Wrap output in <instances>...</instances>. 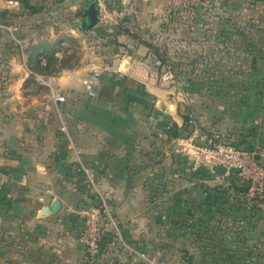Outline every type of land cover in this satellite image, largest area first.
I'll return each instance as SVG.
<instances>
[{
  "label": "crops",
  "instance_id": "0c3cea01",
  "mask_svg": "<svg viewBox=\"0 0 264 264\" xmlns=\"http://www.w3.org/2000/svg\"><path fill=\"white\" fill-rule=\"evenodd\" d=\"M17 1L0 14L15 27L0 32V264H264V203L253 206V192L228 174L194 170L188 139L170 134L189 110L192 132L264 147V104L234 116L227 94L205 84L240 79L219 73L237 50L244 80L264 81L253 67V26L233 19L249 0H133L123 24L88 30L91 0ZM162 58L173 81L162 78ZM94 70L90 92L82 79ZM76 153L120 229L104 232L92 259L82 220L66 209L91 199Z\"/></svg>",
  "mask_w": 264,
  "mask_h": 264
},
{
  "label": "built area",
  "instance_id": "2783aa9c",
  "mask_svg": "<svg viewBox=\"0 0 264 264\" xmlns=\"http://www.w3.org/2000/svg\"><path fill=\"white\" fill-rule=\"evenodd\" d=\"M96 10L95 27H108L123 24L127 15V9L133 3V0H91ZM18 5L17 0H0V14L4 9H14ZM15 27L6 23L0 15V32L8 31L13 33ZM40 60L44 61L42 53L37 54ZM158 64L160 61L158 60ZM23 65L26 71L30 74H35L32 71L26 60H23ZM162 78L167 81H173L174 75L171 65L167 62L162 63ZM45 84L46 80L42 76L35 74ZM99 71L94 70L92 76L82 79L85 87L90 91L97 83ZM51 96L56 102H63L65 95L52 90ZM188 122L195 125L194 113L186 112ZM189 138L177 137V142L181 143L188 139L189 147L195 150V159L193 169L206 167L213 172L211 167L215 164L226 167L228 174L241 182L248 184V188L253 194L261 197L264 193V147L254 145L251 147H243L233 142H229L219 138L217 135L208 136L203 133L192 132ZM195 138H198L195 142ZM76 161L78 166L85 175V183L90 190V202L84 206H67V210L73 215L80 218L83 222L84 230V247L87 255L94 258L98 255L101 249V239L104 232L111 228L116 236L120 237V229L117 220L112 214V209L105 195L100 192L97 187L95 174L90 171L82 161L81 157L76 153ZM51 194L50 189L46 190ZM43 200V197H40Z\"/></svg>",
  "mask_w": 264,
  "mask_h": 264
},
{
  "label": "rangeland",
  "instance_id": "374dc122",
  "mask_svg": "<svg viewBox=\"0 0 264 264\" xmlns=\"http://www.w3.org/2000/svg\"><path fill=\"white\" fill-rule=\"evenodd\" d=\"M234 11L235 12L233 13L234 14L233 19L235 20V23L244 25V22H246L247 25L251 23V25L253 26L252 45H251L253 47L252 49V56L254 58L253 63L255 62L253 67L254 66L257 67L258 70L256 72L258 74H261L262 72H264V33L262 34L261 32V27L264 26V0H249L246 4L241 5L240 7L237 8V10ZM7 19L11 21L12 14L8 15ZM31 24L34 25L35 27H38V29H40V27L44 24V22L43 19L40 18L36 19L34 15V19H32ZM261 35H262V39H261ZM223 51L224 50L222 48L221 53ZM234 53H235V60L233 61L231 60L228 61V63H226V61H223L221 59L222 60L221 63L225 64L224 65L225 68H223V65L221 64L219 66L220 69L219 73L220 75L221 73L222 74L225 73L226 75L240 74L241 75L240 79L236 81L216 80L215 82H205V84L207 85L206 88L210 90L211 93L213 92L216 95L217 93L224 94L225 96L227 94V99L229 100L228 102H230V104L233 105L236 109L234 111L236 112L238 110V112L234 114V116L238 115L240 117L243 113H246L243 112V110L245 109L248 111L250 110L258 113L260 111L262 104H264V81L260 79V76H254L253 82L245 81L244 80L245 56L243 50L242 51L237 50ZM247 60H248V56H247ZM160 63L162 62L160 61ZM261 69H263V71H261ZM159 71L162 73L163 71L162 67L160 68ZM219 138L226 140L225 138L222 137ZM195 231H196V227H194V231L191 232L193 234L192 236L193 238L197 237L195 236L196 234ZM203 233L205 234L207 233L206 229H204ZM52 242H53L52 239H46V241H44V245L47 247H51L53 244ZM191 243L186 244L188 248H193L191 247L192 246ZM47 251L50 252V250L46 249V252ZM164 259L165 257H158L156 264H160V262L163 261ZM170 259L167 260L166 258V261H170V263H174L173 259L177 260L178 257L175 256Z\"/></svg>",
  "mask_w": 264,
  "mask_h": 264
},
{
  "label": "water",
  "instance_id": "95a60500",
  "mask_svg": "<svg viewBox=\"0 0 264 264\" xmlns=\"http://www.w3.org/2000/svg\"><path fill=\"white\" fill-rule=\"evenodd\" d=\"M96 23V10L94 5H92V7H90L89 9H87L84 13H83V18H82V24L81 27L85 30L88 29H92L94 27ZM211 169L214 172L223 174L226 172V167L219 165V164H215L211 167ZM49 198H51V196H49ZM48 204L43 208L42 212H46L48 210ZM60 207V202L59 200H53L52 202V206L51 208H49L52 211H56L58 208ZM248 237L250 238H255L256 237V233L255 232H249L247 234Z\"/></svg>",
  "mask_w": 264,
  "mask_h": 264
},
{
  "label": "trees",
  "instance_id": "16d2710c",
  "mask_svg": "<svg viewBox=\"0 0 264 264\" xmlns=\"http://www.w3.org/2000/svg\"><path fill=\"white\" fill-rule=\"evenodd\" d=\"M34 51V50H33ZM32 51V52H33ZM157 51V50H156ZM52 55L46 54V58L48 60V62H52ZM162 63H165L164 58H162ZM257 86V83H256ZM186 112H189V110H187ZM184 123L182 126H177L176 124H172V131L170 132V134L174 137H189L193 131V125L189 124L188 120V115L186 113H184ZM238 145V144H237ZM247 147H251L250 145ZM244 183V182H243ZM245 186L248 187V184L244 183ZM252 202H254L253 206H258L261 203H264V193L261 197H259L258 195H253L251 197Z\"/></svg>",
  "mask_w": 264,
  "mask_h": 264
}]
</instances>
